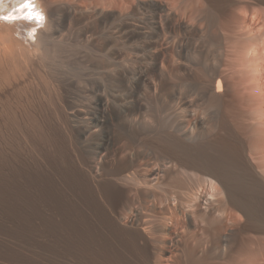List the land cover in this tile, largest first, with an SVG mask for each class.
<instances>
[{
	"label": "rangeland",
	"instance_id": "obj_1",
	"mask_svg": "<svg viewBox=\"0 0 264 264\" xmlns=\"http://www.w3.org/2000/svg\"><path fill=\"white\" fill-rule=\"evenodd\" d=\"M49 1L39 103L0 140V264H264V0Z\"/></svg>",
	"mask_w": 264,
	"mask_h": 264
},
{
	"label": "bare ground",
	"instance_id": "obj_2",
	"mask_svg": "<svg viewBox=\"0 0 264 264\" xmlns=\"http://www.w3.org/2000/svg\"><path fill=\"white\" fill-rule=\"evenodd\" d=\"M21 3H22V0H0V17H3L4 15L7 14L4 11V5H8V8L11 9L12 7H19V5ZM34 10L37 13H39V15L42 17V19L40 21H36L34 19H25V14L27 12V9H25L24 12L19 14L20 19L4 20V19L0 18V140L4 136H6V133H7V132H4L5 134H3V130H4L3 128H7V126H9V125H15L16 126V125H19L21 123V115H20L21 109H23V108L27 109V107H33L34 102H37V101L33 100V98H32V97H34L33 94L37 91V89H35L36 91L33 89V87H34L33 84L38 82L37 79L39 78V77L37 78L36 72L39 68L38 66L42 62H45V60H46L45 58L47 57V55L50 54L48 52L51 51V48H52L51 46H53L52 41L55 40V37L57 36L56 31H54V29H56V27H57V24H58L57 19L59 16H57V14H55L53 12V10L51 9V2L49 0H34ZM140 27H141V29L145 28L144 25H141ZM57 28H59V27H57ZM41 73H42V71L38 74H41ZM42 75L45 76V74H42ZM42 75H40V76H42ZM40 79H41V77H40ZM42 79H44V78H42ZM35 88H38V87L35 86ZM215 88H216V91H218V92L223 91V84H222V80L220 77H217L215 80ZM22 92H25L27 97H23V98H26V99H23L20 97V93H22ZM41 93H43V92H41ZM43 94H45V93H43ZM47 94H49V93H47ZM42 100H43V98H42ZM52 101H50V102H52ZM262 101H264V100H262ZM37 103H39V102H37ZM52 103H54V102H52ZM98 104L101 108L107 109L110 105L109 98H104V101H101ZM229 104L230 103H228V105H226V104L225 105L229 106ZM248 105H250V104H248ZM226 109H228V108H226ZM130 111L131 112L128 114L129 116L134 114V113H132V110H130ZM33 116H34V114H33ZM23 117H24V115H23ZM91 119H94L96 121V124H100V122L103 120L102 118H99V117L95 116L94 114L92 115ZM26 121H24V123ZM209 121H211V120H209ZM211 125H213V124H211ZM91 130H92V128L89 129L88 131H91ZM177 130H178V128H177ZM254 131H256V130H254ZM259 131H261V130L259 129ZM178 132H181V131H178ZM3 139H2V141H3ZM208 141H210V140H208ZM4 145H1V143H0V175L2 174V176H3V177L1 176V180H2V178L5 177V174L7 173L8 169L11 172L14 171L15 173L20 171L18 164L16 163V161H14L17 158L14 159L13 155L11 157V155L6 151V149H5L6 146L4 147ZM218 146L220 147V145H218ZM8 151L10 152V150H8ZM14 155H16V153H14ZM222 159H224V158H222ZM222 163H224V162H222ZM15 173H14V175H15ZM207 178H209V177H207ZM1 180H0V182H1ZM209 181H212L215 184V181H213V180H209ZM1 184H3V183L1 182L0 185ZM190 188H192V187H190ZM191 191H194V190H191ZM190 193H189V195H190ZM133 240H135V238H133ZM249 244H250V242H249ZM249 248H251V247H249ZM246 249H248V248H246ZM262 252H260V254H262L264 256V250ZM245 253H247V252H245ZM254 254H256V252ZM244 255L245 254H243V256ZM256 256H260V255L256 254ZM242 258L244 259L245 257H242ZM255 258H257V257H255ZM236 262H237V260H236ZM244 262H246V261L244 260ZM237 264H242L241 258H238ZM251 264H252V262H251Z\"/></svg>",
	"mask_w": 264,
	"mask_h": 264
},
{
	"label": "crops",
	"instance_id": "obj_3",
	"mask_svg": "<svg viewBox=\"0 0 264 264\" xmlns=\"http://www.w3.org/2000/svg\"><path fill=\"white\" fill-rule=\"evenodd\" d=\"M20 252L28 258L25 259L24 263L13 264H67L62 258L56 257L55 251L25 249L20 250Z\"/></svg>",
	"mask_w": 264,
	"mask_h": 264
},
{
	"label": "snow or ice",
	"instance_id": "obj_4",
	"mask_svg": "<svg viewBox=\"0 0 264 264\" xmlns=\"http://www.w3.org/2000/svg\"><path fill=\"white\" fill-rule=\"evenodd\" d=\"M21 10L27 9L25 14L26 19H34L36 21H40L42 17L34 10V0H22V3L19 5ZM3 18V17H0Z\"/></svg>",
	"mask_w": 264,
	"mask_h": 264
},
{
	"label": "clouds",
	"instance_id": "obj_5",
	"mask_svg": "<svg viewBox=\"0 0 264 264\" xmlns=\"http://www.w3.org/2000/svg\"><path fill=\"white\" fill-rule=\"evenodd\" d=\"M4 11L7 13L2 18L4 20L20 19V15L19 14L23 12V10H21L19 7H12L11 9H9L8 5H4Z\"/></svg>",
	"mask_w": 264,
	"mask_h": 264
}]
</instances>
